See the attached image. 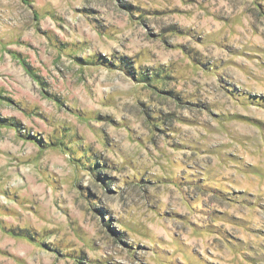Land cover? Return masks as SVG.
I'll list each match as a JSON object with an SVG mask.
<instances>
[{
	"label": "clouds",
	"instance_id": "9594fccd",
	"mask_svg": "<svg viewBox=\"0 0 264 264\" xmlns=\"http://www.w3.org/2000/svg\"><path fill=\"white\" fill-rule=\"evenodd\" d=\"M0 264H264V0H0Z\"/></svg>",
	"mask_w": 264,
	"mask_h": 264
}]
</instances>
